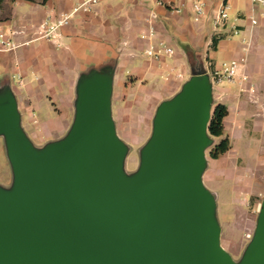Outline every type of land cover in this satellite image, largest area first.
Returning <instances> with one entry per match:
<instances>
[{"label":"water","instance_id":"water-1","mask_svg":"<svg viewBox=\"0 0 264 264\" xmlns=\"http://www.w3.org/2000/svg\"><path fill=\"white\" fill-rule=\"evenodd\" d=\"M212 89L208 75L194 76L158 106L133 176L109 76L80 83L68 135L43 149L25 133L13 94L0 96L14 173L12 188L0 187V264H264V198L241 261L220 244L203 181Z\"/></svg>","mask_w":264,"mask_h":264},{"label":"crops","instance_id":"crops-1","mask_svg":"<svg viewBox=\"0 0 264 264\" xmlns=\"http://www.w3.org/2000/svg\"><path fill=\"white\" fill-rule=\"evenodd\" d=\"M81 1L0 0V27L16 30L15 39L25 42L47 15L71 11ZM196 1L101 0L80 10L62 27L60 45L41 38L0 53V96L13 94L26 130L37 114H60L71 126L80 83L101 73L111 78L114 121L128 102L150 107L153 118L187 81L208 75L215 105L228 108L224 132L231 147L219 163L207 160L204 184L218 194L213 183L219 165L233 192L258 195L264 182V7L252 0H200L204 14L197 17ZM225 2L228 17L218 22ZM160 43L174 52L146 53ZM233 59L240 62L236 75L218 81L215 71Z\"/></svg>","mask_w":264,"mask_h":264},{"label":"rangeland","instance_id":"rangeland-1","mask_svg":"<svg viewBox=\"0 0 264 264\" xmlns=\"http://www.w3.org/2000/svg\"><path fill=\"white\" fill-rule=\"evenodd\" d=\"M5 32L8 28H4ZM215 98L213 107H215ZM150 107L132 105L130 102L122 109V117L116 115L115 127L120 139L127 146V153L124 159V171L127 176H133L140 168L142 151L153 134V119L148 115ZM156 114V111H155ZM155 116V115H154ZM32 127L24 131L37 149H43L49 144L59 142L64 139L71 126L64 124L63 116L55 115H32ZM67 127L60 129V127ZM211 143L206 147L207 160L219 163V158L211 156V150L220 139L210 134ZM213 167V166H212ZM211 167V169H212ZM216 167V180L213 183L214 189L218 191L214 194L216 200V219L221 227L220 244L228 251L232 259L239 263L251 241L249 233H253L258 220V204L264 198V182L258 185L260 194L236 193L231 189L230 184L221 180L219 175V165ZM264 172V165L262 166ZM208 181V172L205 180ZM14 183L13 167L8 156L6 138L0 135V187L11 189ZM229 184V185H228ZM209 187V186H208ZM211 187V186H210ZM215 191V190H213ZM213 193V192H212Z\"/></svg>","mask_w":264,"mask_h":264},{"label":"built area","instance_id":"built-area-1","mask_svg":"<svg viewBox=\"0 0 264 264\" xmlns=\"http://www.w3.org/2000/svg\"><path fill=\"white\" fill-rule=\"evenodd\" d=\"M101 0H82L78 5H76L71 11L61 12L59 14H49L44 20L38 25V29L36 31V36L33 39L27 40L25 42H18L15 39V35L17 33L16 30L8 29L7 32L4 31L3 28L0 27V53L7 52L16 49L22 44L31 43L37 39H46L61 44V29L62 27L69 24L75 14L80 10H89L95 4H98ZM256 4H261L264 7V0H252ZM194 10L197 14V17H200L204 14V3L200 0L194 2ZM229 13V4L227 2L223 3L219 9V14L217 17V21L224 20L228 17ZM254 24H257L258 20L255 17L251 18ZM174 52V49L170 46H167L164 43H160L158 46H151L146 50V53L150 56L158 57L163 53L171 54ZM240 62L238 60H230L222 63L221 68L215 71V77H217L218 81H223L225 79L233 78L238 70ZM253 233H249L248 237L251 238Z\"/></svg>","mask_w":264,"mask_h":264},{"label":"trees","instance_id":"trees-1","mask_svg":"<svg viewBox=\"0 0 264 264\" xmlns=\"http://www.w3.org/2000/svg\"><path fill=\"white\" fill-rule=\"evenodd\" d=\"M227 114L228 108L223 103H218L213 108L212 117L209 123V132L214 137L220 139V141L216 145H214L211 150V156L213 158H219L221 155L226 153L231 147L230 140L224 132V118Z\"/></svg>","mask_w":264,"mask_h":264}]
</instances>
